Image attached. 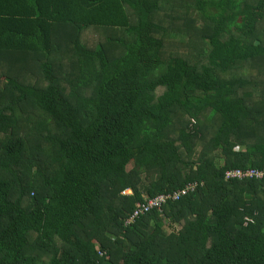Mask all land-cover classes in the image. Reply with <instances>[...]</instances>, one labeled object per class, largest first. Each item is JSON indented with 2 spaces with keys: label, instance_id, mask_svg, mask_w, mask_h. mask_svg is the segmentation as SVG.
I'll use <instances>...</instances> for the list:
<instances>
[{
  "label": "trees",
  "instance_id": "trees-1",
  "mask_svg": "<svg viewBox=\"0 0 264 264\" xmlns=\"http://www.w3.org/2000/svg\"><path fill=\"white\" fill-rule=\"evenodd\" d=\"M234 168L264 169V0H0V264H264Z\"/></svg>",
  "mask_w": 264,
  "mask_h": 264
},
{
  "label": "built area",
  "instance_id": "built-area-1",
  "mask_svg": "<svg viewBox=\"0 0 264 264\" xmlns=\"http://www.w3.org/2000/svg\"><path fill=\"white\" fill-rule=\"evenodd\" d=\"M226 179H262L264 178V169L257 168H234L226 170L224 173ZM197 183H188L184 188L180 190H175L171 193L158 194L153 198L145 199L143 203L135 208L130 219L126 222L129 223L135 217H138L141 214L148 212L152 208H160L164 203L169 199L178 200L181 196L187 194L190 191H193L196 188Z\"/></svg>",
  "mask_w": 264,
  "mask_h": 264
},
{
  "label": "rangeland",
  "instance_id": "rangeland-1",
  "mask_svg": "<svg viewBox=\"0 0 264 264\" xmlns=\"http://www.w3.org/2000/svg\"><path fill=\"white\" fill-rule=\"evenodd\" d=\"M125 192H128V191H125Z\"/></svg>",
  "mask_w": 264,
  "mask_h": 264
}]
</instances>
